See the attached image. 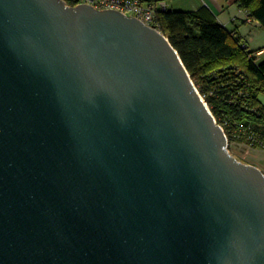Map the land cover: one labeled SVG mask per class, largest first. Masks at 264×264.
Instances as JSON below:
<instances>
[{
    "label": "water",
    "instance_id": "1",
    "mask_svg": "<svg viewBox=\"0 0 264 264\" xmlns=\"http://www.w3.org/2000/svg\"><path fill=\"white\" fill-rule=\"evenodd\" d=\"M0 264H264V174L159 31L0 0Z\"/></svg>",
    "mask_w": 264,
    "mask_h": 264
},
{
    "label": "trees",
    "instance_id": "2",
    "mask_svg": "<svg viewBox=\"0 0 264 264\" xmlns=\"http://www.w3.org/2000/svg\"><path fill=\"white\" fill-rule=\"evenodd\" d=\"M74 7L72 0H64ZM227 1V0H225ZM264 30V0H234ZM155 26L177 52L218 123L251 125L264 134V61L250 58L237 31L206 9L158 11ZM259 59V58H258ZM230 128L227 126L226 134Z\"/></svg>",
    "mask_w": 264,
    "mask_h": 264
},
{
    "label": "built area",
    "instance_id": "3",
    "mask_svg": "<svg viewBox=\"0 0 264 264\" xmlns=\"http://www.w3.org/2000/svg\"><path fill=\"white\" fill-rule=\"evenodd\" d=\"M75 6L89 5L97 11L116 10L127 17L136 18L141 21L145 26L159 31L155 26L156 14L158 11H165V6L160 3L147 2L145 0H72ZM248 22L250 20L248 19ZM259 53L249 55L250 58L255 57L258 60ZM201 96V95H200ZM202 97V96H201ZM202 100H204L202 98ZM205 102V101H204ZM207 105V104H206ZM209 109V107L207 106ZM210 111V109H209ZM211 113V111H210ZM212 114V113H211ZM213 115V114H212ZM214 117V115H213ZM216 124L224 132L227 141V151L237 146L245 147L248 149H264V134L258 132L251 125L233 124L228 125V121L224 120L223 123H218L214 117ZM229 127L226 134V127Z\"/></svg>",
    "mask_w": 264,
    "mask_h": 264
},
{
    "label": "crops",
    "instance_id": "4",
    "mask_svg": "<svg viewBox=\"0 0 264 264\" xmlns=\"http://www.w3.org/2000/svg\"><path fill=\"white\" fill-rule=\"evenodd\" d=\"M152 3H160L167 11L195 12L201 8L206 9L228 31H237V36L244 38V29L247 25L258 22H248L245 11L240 10L234 0H145ZM250 20V19H249ZM259 56L264 54V48L256 49Z\"/></svg>",
    "mask_w": 264,
    "mask_h": 264
},
{
    "label": "rangeland",
    "instance_id": "5",
    "mask_svg": "<svg viewBox=\"0 0 264 264\" xmlns=\"http://www.w3.org/2000/svg\"><path fill=\"white\" fill-rule=\"evenodd\" d=\"M240 40L249 51L256 52V49L264 48V30L256 24L247 25L244 29V38ZM258 58L259 61H264V54L258 55ZM229 151V154L237 161L256 166L264 174V149H248L237 146L230 148Z\"/></svg>",
    "mask_w": 264,
    "mask_h": 264
}]
</instances>
